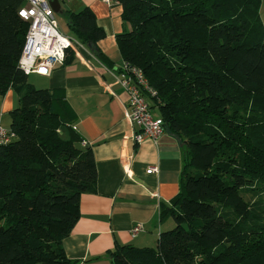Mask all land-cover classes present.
<instances>
[{
	"label": "trees",
	"instance_id": "trees-1",
	"mask_svg": "<svg viewBox=\"0 0 264 264\" xmlns=\"http://www.w3.org/2000/svg\"><path fill=\"white\" fill-rule=\"evenodd\" d=\"M261 2L119 0L128 29L115 36V72H141L154 94L139 91L178 137L183 167L178 193L160 210L173 227L155 246L117 245L106 253L112 264H264ZM23 5L0 0V95L12 88L18 98L12 138L0 145V264H77L62 240L81 195L95 191V159L63 88H35L18 65L29 27ZM64 17L68 36L112 69L93 10ZM74 59L67 49L59 65Z\"/></svg>",
	"mask_w": 264,
	"mask_h": 264
},
{
	"label": "crops",
	"instance_id": "crops-1",
	"mask_svg": "<svg viewBox=\"0 0 264 264\" xmlns=\"http://www.w3.org/2000/svg\"><path fill=\"white\" fill-rule=\"evenodd\" d=\"M59 2L62 30L67 35L64 12H76L84 6L93 10L105 31L97 45L113 63L112 69L105 67L78 41L71 64L55 66L48 76L34 73L43 87L63 88L76 114L73 126L82 143L91 147L97 169L95 191L81 195L79 218L62 246L65 255L77 264H112L106 253L117 245L153 246L160 233L170 229L172 220L161 219L160 210L180 188L181 144L166 130L155 142L144 138L136 143L133 138L137 127L126 118L128 95L115 72L122 62L115 36L128 29L121 4L108 5L102 0ZM259 15L264 25V0ZM17 105L12 88L0 95L3 128H9L10 111ZM151 166L155 172L148 173ZM136 224L142 229L133 236L130 230Z\"/></svg>",
	"mask_w": 264,
	"mask_h": 264
},
{
	"label": "built area",
	"instance_id": "built-area-1",
	"mask_svg": "<svg viewBox=\"0 0 264 264\" xmlns=\"http://www.w3.org/2000/svg\"><path fill=\"white\" fill-rule=\"evenodd\" d=\"M102 1L108 5L119 3V0ZM19 15L29 23L18 60L19 67L28 75L30 73L50 75L53 68L62 63L65 50L69 47L74 49L78 41L59 29L55 13L47 0H24V5L19 9ZM117 80L128 95L126 118L137 127L133 136L135 142L140 143L144 138L155 142L164 132L163 123L160 117L150 113L149 103L139 88L143 86L152 95L154 91L147 86L141 72L137 69H133L132 74L121 72ZM11 138L8 130L0 124V145L9 142ZM155 169L151 166L147 172H155ZM141 229V224H136L130 231L134 236Z\"/></svg>",
	"mask_w": 264,
	"mask_h": 264
},
{
	"label": "rangeland",
	"instance_id": "rangeland-1",
	"mask_svg": "<svg viewBox=\"0 0 264 264\" xmlns=\"http://www.w3.org/2000/svg\"><path fill=\"white\" fill-rule=\"evenodd\" d=\"M61 14L62 13H55V18H56V20H57V23H58V27H59V29L62 31V32H64L62 29H64L63 28V21H61V18L60 17H62L61 16ZM63 17H64V15H63ZM65 18V17H64ZM65 33V32H64ZM28 81L35 87V88H37V89H42V88H45V87H43L42 86V84H41V79L40 78H38V76H36L34 73H30L29 74V77H28ZM150 113L152 114V115H156V113H157V111H156V108H151L150 109ZM6 119V118H5ZM4 119V122L5 123H7V121ZM173 227V223H172V225H171V227H170V229ZM169 229V228H168ZM153 246H155V244H152Z\"/></svg>",
	"mask_w": 264,
	"mask_h": 264
},
{
	"label": "water",
	"instance_id": "water-1",
	"mask_svg": "<svg viewBox=\"0 0 264 264\" xmlns=\"http://www.w3.org/2000/svg\"><path fill=\"white\" fill-rule=\"evenodd\" d=\"M47 1H48V5L54 11V13H61L62 12L61 9H60L59 0H47Z\"/></svg>",
	"mask_w": 264,
	"mask_h": 264
},
{
	"label": "bare ground",
	"instance_id": "bare-ground-1",
	"mask_svg": "<svg viewBox=\"0 0 264 264\" xmlns=\"http://www.w3.org/2000/svg\"><path fill=\"white\" fill-rule=\"evenodd\" d=\"M68 49H70V50H72L73 51V48H71V47H69ZM67 50V49H66ZM66 50H65V52H66Z\"/></svg>",
	"mask_w": 264,
	"mask_h": 264
}]
</instances>
